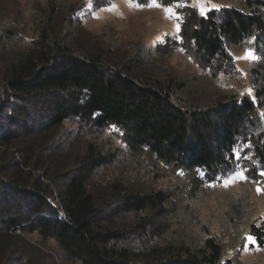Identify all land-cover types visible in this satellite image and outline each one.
<instances>
[{"label":"trees","instance_id":"1","mask_svg":"<svg viewBox=\"0 0 264 264\" xmlns=\"http://www.w3.org/2000/svg\"><path fill=\"white\" fill-rule=\"evenodd\" d=\"M247 5L250 14L187 10L185 46L212 75L220 67L233 75L229 46L255 37L264 51V0ZM47 6L30 41L0 7V264H57L49 241L79 264H219L222 249L211 239L197 250L170 242L167 191L99 178L117 152L83 127H115L133 158L211 178L230 170L236 154L264 159V88L257 105L233 94L184 105L176 76L112 51L56 0ZM65 123L81 127L70 132ZM34 233L39 242L28 240ZM130 237L146 241L132 248Z\"/></svg>","mask_w":264,"mask_h":264},{"label":"rangeland","instance_id":"2","mask_svg":"<svg viewBox=\"0 0 264 264\" xmlns=\"http://www.w3.org/2000/svg\"><path fill=\"white\" fill-rule=\"evenodd\" d=\"M56 3L64 15L73 13L86 34L103 45L113 43L112 51L134 56L146 69L152 64L167 77L176 76V83H184L175 92L184 105L208 106L213 100L232 94L237 96L238 102L248 99L257 105L259 97L264 102L263 93L257 97V90L264 88V51L256 44L255 37L246 39L241 45L227 47L232 60V76L223 73L222 67L214 75L210 67L205 68L209 72L205 71L194 60L193 51L186 48L182 37L188 9L203 17L223 9L250 14L247 0H146L145 3L138 0H56ZM0 7L1 12L12 15L19 29L17 34H25L28 41L34 36L40 16L48 14L49 9L47 0H0ZM71 9L75 10L71 12ZM247 54L251 58L244 59ZM6 101L14 102V98ZM6 113L12 115L10 110ZM259 113L264 115V105ZM18 115L23 116L22 113ZM64 127L76 133L81 126L65 123ZM83 130L96 142H105V149L117 152L111 164L98 173L103 181L122 176L135 190L168 192L170 202L166 219L171 221L167 229L171 243L197 250L211 239L222 249L219 264H264L263 158L256 157L253 152L236 154L230 170L209 178L200 168L173 170L144 154L133 158L122 133L115 127L100 131L88 125ZM237 173L243 178L232 180ZM225 180H230L227 186ZM39 239L36 233L28 235L32 243ZM126 241H130V247L139 248L146 239L130 237ZM47 248L57 264H79L67 260L53 241L46 244Z\"/></svg>","mask_w":264,"mask_h":264},{"label":"snow or ice","instance_id":"3","mask_svg":"<svg viewBox=\"0 0 264 264\" xmlns=\"http://www.w3.org/2000/svg\"><path fill=\"white\" fill-rule=\"evenodd\" d=\"M166 11H169L170 12V10L169 9H166ZM244 59H249V58H251V55L250 54H247L245 57H243ZM262 174H264V173H262ZM237 177H239V178H243L242 176H240V174L239 173H237L234 177H232L231 179L232 180H235ZM230 182V180H225L224 181V183H225V186H227L228 185V183ZM251 242V241H250Z\"/></svg>","mask_w":264,"mask_h":264},{"label":"built area","instance_id":"4","mask_svg":"<svg viewBox=\"0 0 264 264\" xmlns=\"http://www.w3.org/2000/svg\"><path fill=\"white\" fill-rule=\"evenodd\" d=\"M58 218H60V216ZM60 219H62V218H60Z\"/></svg>","mask_w":264,"mask_h":264}]
</instances>
